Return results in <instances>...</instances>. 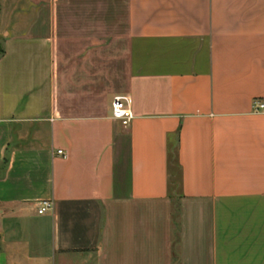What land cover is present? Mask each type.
<instances>
[{"label": "crops", "instance_id": "obj_1", "mask_svg": "<svg viewBox=\"0 0 264 264\" xmlns=\"http://www.w3.org/2000/svg\"><path fill=\"white\" fill-rule=\"evenodd\" d=\"M0 48V264H264V0H0Z\"/></svg>", "mask_w": 264, "mask_h": 264}, {"label": "built area", "instance_id": "obj_2", "mask_svg": "<svg viewBox=\"0 0 264 264\" xmlns=\"http://www.w3.org/2000/svg\"><path fill=\"white\" fill-rule=\"evenodd\" d=\"M254 112L259 113L264 111V104L260 102L254 103ZM112 118L118 121L122 127L128 128L134 119L132 112V100L129 96L121 95L114 97L112 101ZM58 155H63L62 151L58 152ZM53 203L50 201L39 202L37 204V213L44 215L49 211H52Z\"/></svg>", "mask_w": 264, "mask_h": 264}, {"label": "trees", "instance_id": "obj_3", "mask_svg": "<svg viewBox=\"0 0 264 264\" xmlns=\"http://www.w3.org/2000/svg\"><path fill=\"white\" fill-rule=\"evenodd\" d=\"M4 54V51L0 48V57Z\"/></svg>", "mask_w": 264, "mask_h": 264}]
</instances>
